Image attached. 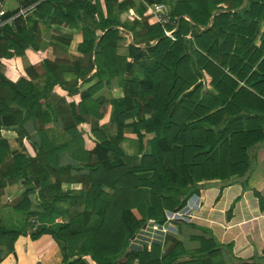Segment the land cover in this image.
<instances>
[{
  "label": "trees",
  "instance_id": "trees-1",
  "mask_svg": "<svg viewBox=\"0 0 264 264\" xmlns=\"http://www.w3.org/2000/svg\"><path fill=\"white\" fill-rule=\"evenodd\" d=\"M154 2L170 4L165 26L174 28L175 40L147 12ZM20 9L24 15L17 14ZM129 9L138 17L121 22L119 15ZM12 15L11 23L0 26V64L20 62L30 52L48 79L45 93L35 97L32 81L39 75L33 66L14 83L0 75V205H8L19 182L33 185L12 205L26 212L21 228L0 219V256L13 252L22 234L48 233L60 245L63 264H89L86 258L95 264H224L213 237L199 239L200 260L190 262H177L188 253L170 235L149 249L129 242L150 220L164 224L166 211L178 212L205 187H224L251 172L249 152L264 143V57L252 69L264 50V0H19L5 16ZM42 22L80 30L81 56L70 60L71 38L54 27L45 39ZM121 32L130 34V43H123ZM48 46L54 60L47 57ZM94 77L97 83L79 90ZM57 86L70 97L71 144L80 139L77 124L95 140L89 150L73 152L89 168L90 187L86 208L71 217L78 200L62 193L61 184L80 178L59 164L67 145L56 144L38 125L51 120L42 102L53 108L47 95ZM113 86L121 88V98L105 96ZM101 88L102 96L95 95ZM101 104L102 116L111 106V135L91 125ZM30 118L40 135V143L32 142L33 156L22 147L30 138L23 125ZM2 128L16 133L21 150L10 147ZM127 128L133 137L125 135ZM35 193L32 209L29 195ZM55 216L65 218L59 228L53 227ZM237 264H264V257Z\"/></svg>",
  "mask_w": 264,
  "mask_h": 264
},
{
  "label": "crops",
  "instance_id": "crops-1",
  "mask_svg": "<svg viewBox=\"0 0 264 264\" xmlns=\"http://www.w3.org/2000/svg\"><path fill=\"white\" fill-rule=\"evenodd\" d=\"M221 5L225 6L224 4ZM131 10L134 9H129L119 15L121 22L129 19V12ZM122 16L125 17L123 18ZM50 26L62 33L73 34V30L55 24L51 25L49 22H42V35L47 40L50 39V35L47 32V28ZM126 33L128 36H126L127 41L125 40L124 44L131 42L130 34ZM81 41L82 36L78 42L80 43ZM79 43L73 49L70 48L71 44L66 48L71 61L81 56V53L78 51ZM260 43L261 40L258 37L254 45L258 47ZM47 57L50 60H54L55 58L52 46H48L47 48ZM263 57L264 50L262 51L261 58L253 65L252 69L257 68L258 63H260ZM32 66L39 75L38 78H34L32 81L34 85L32 94L36 97L45 93L48 76L45 69L37 60V57L30 52H27L20 62L3 61L0 64V75H5L8 82L14 83L20 79L21 74H24L25 70ZM95 70H91L88 75H92ZM69 78L70 75L65 76V79ZM98 81L99 78L94 77L91 81L81 83L79 90L83 91ZM240 84H243V82H240ZM115 88L119 87L113 86L105 96L121 98L122 91L120 90V96H115L113 93ZM95 95L102 96V88ZM47 99L52 103L53 108L51 109L50 106H47L44 99L42 109L49 113L51 120L46 123L39 120L38 125L56 144L65 143L67 145L66 150L60 153L59 164L61 166H70L71 174L80 178L77 181L62 182L61 184L62 193L78 200L76 204L72 203L70 206L69 216L71 217L81 213L86 208L83 198L90 187V183L86 179L89 174V168L86 162L75 158L73 152L77 148L89 150L95 144V140L89 136L82 124H77L75 131L79 133L80 139L78 138L79 140L76 145L71 144V136L66 132V129L74 127L75 124L69 105L70 97L66 90L57 86L55 90L47 95ZM10 106L16 107V104L14 103ZM21 109L23 114L24 110L23 108ZM98 110V115L94 112L90 115L91 125L98 128L100 132H102L103 128L106 134H113L115 131L114 125L109 117H106L110 113L109 106L103 116L102 104ZM23 125L30 138L22 140V147L28 154L33 156L35 151L32 142L40 143L38 127H36L31 118L25 121ZM1 132L2 136L8 140L12 149H22L17 143L14 131L3 129ZM125 135L127 137L134 136L130 128L125 130ZM30 147L32 148L31 151L29 150ZM249 154L253 168L242 181L235 180L224 187H220L218 183L211 184L202 189L199 195H192L188 198L185 207L178 212L166 211L167 221L163 224L166 235H170L181 241L184 250L188 253L180 257L177 262H190L194 259L200 260L196 255V251L200 248L199 239L204 238L208 240L211 237L215 239L221 248V258L224 264H237L239 261H252L264 257V143L254 146ZM19 183L21 185L17 184L9 195L15 196V201L22 198L25 189L33 186L32 184L26 185L24 181ZM19 187L24 191L19 193V190H21ZM103 189L111 191L106 187ZM256 193L262 197L261 202ZM36 197V193L29 195L31 201L30 208L32 209L38 205ZM13 202L8 200L7 206L0 205V218L2 216V220L8 227L19 229L23 223L22 215L26 212L15 211L12 208ZM63 219L56 216L53 217V227H61ZM54 240L55 238L48 233L42 234L37 238H32L29 234H22L15 241L13 252L7 253L4 251L1 253L0 264H63L62 250L57 240ZM85 260L89 264H95L90 258H86Z\"/></svg>",
  "mask_w": 264,
  "mask_h": 264
},
{
  "label": "built area",
  "instance_id": "built-area-1",
  "mask_svg": "<svg viewBox=\"0 0 264 264\" xmlns=\"http://www.w3.org/2000/svg\"><path fill=\"white\" fill-rule=\"evenodd\" d=\"M8 7L0 0V26L7 22H12L15 15L6 17ZM26 9H20L17 14H25ZM147 12L152 15L153 20L158 22L164 28L165 36L175 40L174 28H167L165 25L170 20L171 6L164 2H154L147 5ZM166 231L163 224H158L155 221H149L140 228L131 238L129 245L135 249H149L152 244L163 245ZM135 241V242H134Z\"/></svg>",
  "mask_w": 264,
  "mask_h": 264
},
{
  "label": "rangeland",
  "instance_id": "rangeland-1",
  "mask_svg": "<svg viewBox=\"0 0 264 264\" xmlns=\"http://www.w3.org/2000/svg\"><path fill=\"white\" fill-rule=\"evenodd\" d=\"M5 6L6 7H8V8H14V7H16L17 5H18V3H19V0H5ZM129 14H130V17H129V19H132V18H134V17H138V13L135 11V10H131L130 12H129ZM123 18L125 17V16H122ZM30 24H32V22L31 23H29V25ZM123 31V30H122ZM121 34H124L125 35V37L126 36H128L127 35V33L126 32H121ZM64 35H67V36H69L70 38H71V49H73V48H75L76 47V45L79 43L78 41H80V39H81V36H82V34H81V31L80 30H73V34H68V33H64ZM126 41H127V37H126ZM128 43V42H127ZM121 89L120 88H115L114 90H113V93L115 94V96L116 95H118V96H120V94H121V91H120ZM110 110H111V106H109V112H110ZM110 116V113L108 114V116H106V117H109ZM151 135L152 134H149L148 135V137H151ZM5 136H6V134H5ZM16 136V135H15ZM29 150L31 151L32 150V148L30 147L29 148ZM21 185V183H18V185ZM19 189H21V190H19V193L22 191H24V190H22V188H20L19 187ZM15 196H9V198H8V200L9 201H14L13 203H15L16 201H15V198H14ZM0 219H3L2 218V216H1V218ZM22 220H24V217L22 216ZM24 223V222H23ZM22 223V224H23ZM54 241H56V239L54 240ZM58 242V241H57ZM135 242V241H134Z\"/></svg>",
  "mask_w": 264,
  "mask_h": 264
},
{
  "label": "water",
  "instance_id": "water-1",
  "mask_svg": "<svg viewBox=\"0 0 264 264\" xmlns=\"http://www.w3.org/2000/svg\"><path fill=\"white\" fill-rule=\"evenodd\" d=\"M150 221H152V222H153L154 220H150Z\"/></svg>",
  "mask_w": 264,
  "mask_h": 264
}]
</instances>
